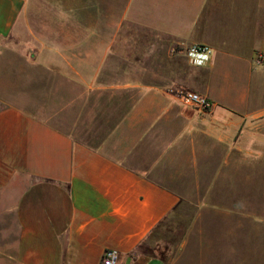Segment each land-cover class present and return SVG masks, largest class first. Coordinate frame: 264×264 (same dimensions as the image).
Wrapping results in <instances>:
<instances>
[{"label":"crops","instance_id":"obj_1","mask_svg":"<svg viewBox=\"0 0 264 264\" xmlns=\"http://www.w3.org/2000/svg\"><path fill=\"white\" fill-rule=\"evenodd\" d=\"M31 3L0 0V68L14 37L33 33ZM67 15L54 40L48 30L36 32L39 62L92 91L136 89L138 98L119 128L138 132L132 146L174 118L179 102L173 89L189 87L207 96L213 108L193 117L179 108L178 118L186 125L167 147L178 144L193 125L249 156L259 143L264 147V0H72V15ZM129 27L150 33L143 50L147 58L142 51L140 58L128 53L141 50L126 35ZM193 44L209 46L213 56L208 67L189 75L175 67L171 53ZM126 65L139 75L123 76ZM226 67L234 107L226 95H215V82ZM1 83L0 69V92ZM139 170L74 140L44 118L4 104L0 219L14 217L17 236L12 252L4 230L0 263L102 264L104 253L116 250L119 264H167L142 250L179 208L180 197Z\"/></svg>","mask_w":264,"mask_h":264},{"label":"rangeland","instance_id":"obj_2","mask_svg":"<svg viewBox=\"0 0 264 264\" xmlns=\"http://www.w3.org/2000/svg\"><path fill=\"white\" fill-rule=\"evenodd\" d=\"M67 13L72 15V0H32L29 20L33 33L25 30L14 37L0 68V109L4 104H12L44 118L78 142L124 158L126 165L140 169L148 178L179 195V208L143 247L146 257H161L167 264H264L263 145L259 143L258 151L249 156L213 140L200 126L193 125L178 144L167 147L186 125L184 117L178 118L179 108L187 110L190 117L197 111H211L191 106L180 98L179 91L198 92L188 87L173 89L179 102L174 118L161 123V131L132 146L138 132L129 126L119 128L138 98L136 89L92 91L39 62L36 32L48 30V37L54 40L53 32L66 23ZM69 20L72 23V17ZM127 30L126 35L133 37L141 49L128 53L132 58H140L138 53L148 46L150 33L137 27ZM178 48L171 53L175 67L190 75L198 68L191 66ZM148 53H143L146 58ZM227 71L228 67L217 77L215 95H226V103L234 107L237 100L228 97ZM123 72V76L130 78L139 75L129 65ZM121 151L131 154L121 155ZM4 230L7 236L10 234L7 238L13 252L17 236L14 217L0 219L2 248Z\"/></svg>","mask_w":264,"mask_h":264},{"label":"built area","instance_id":"obj_3","mask_svg":"<svg viewBox=\"0 0 264 264\" xmlns=\"http://www.w3.org/2000/svg\"><path fill=\"white\" fill-rule=\"evenodd\" d=\"M178 50L187 57L191 66L197 68L207 67L213 56V50L209 46L203 44L181 46ZM179 96L185 103L201 110L209 111L213 108L211 100L198 92L183 90L179 91ZM119 261L120 254L118 251L107 250L104 253L102 264H119Z\"/></svg>","mask_w":264,"mask_h":264}]
</instances>
